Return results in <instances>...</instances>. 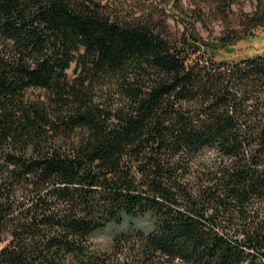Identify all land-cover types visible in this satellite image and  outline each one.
I'll return each instance as SVG.
<instances>
[{
	"label": "trees",
	"instance_id": "obj_1",
	"mask_svg": "<svg viewBox=\"0 0 264 264\" xmlns=\"http://www.w3.org/2000/svg\"><path fill=\"white\" fill-rule=\"evenodd\" d=\"M238 4L0 0V264H264V52L218 58L264 0L198 31Z\"/></svg>",
	"mask_w": 264,
	"mask_h": 264
},
{
	"label": "rangeland",
	"instance_id": "obj_2",
	"mask_svg": "<svg viewBox=\"0 0 264 264\" xmlns=\"http://www.w3.org/2000/svg\"><path fill=\"white\" fill-rule=\"evenodd\" d=\"M128 4L132 3L133 1L139 2L142 5L146 4V0H127ZM240 4L233 7L232 13L229 15V24L225 23L224 21L220 22H212L208 21V26L198 25V31L202 33L204 38L208 41H215L218 37H222L224 32L229 30V26L237 30L240 29V26L237 24L239 18H241L242 13H252L256 6V0H238ZM170 20L173 21L174 19L178 18V14L174 13L173 11L168 13ZM177 20V19H176ZM264 52V28L256 29L254 38L243 39L239 41L236 45L232 46L229 49L220 50L218 52V58H229L235 59L239 56H243L246 54H254ZM70 74L73 73V69L69 71ZM35 95L41 94L39 91L34 92ZM100 243L108 244L104 238H100L98 240ZM2 246H0L1 250Z\"/></svg>",
	"mask_w": 264,
	"mask_h": 264
}]
</instances>
